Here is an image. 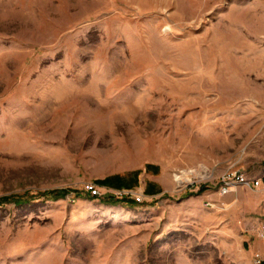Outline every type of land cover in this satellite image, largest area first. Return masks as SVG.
I'll return each mask as SVG.
<instances>
[{
	"label": "rangeland",
	"instance_id": "1",
	"mask_svg": "<svg viewBox=\"0 0 264 264\" xmlns=\"http://www.w3.org/2000/svg\"><path fill=\"white\" fill-rule=\"evenodd\" d=\"M148 164L170 192L110 193ZM229 168L264 174V0H0V264H248Z\"/></svg>",
	"mask_w": 264,
	"mask_h": 264
},
{
	"label": "crops",
	"instance_id": "2",
	"mask_svg": "<svg viewBox=\"0 0 264 264\" xmlns=\"http://www.w3.org/2000/svg\"><path fill=\"white\" fill-rule=\"evenodd\" d=\"M141 172L138 173V176ZM133 176H135V173L119 178L116 180L115 186L133 187V184L130 181ZM141 178L142 181H140V183L137 181L136 184L139 183V192L142 196L148 199L163 196L165 193L170 192L173 186L172 179L168 175H164L161 172L158 173V168L151 164L146 165ZM214 195L215 193H211L210 198L214 199ZM236 197L238 203L243 206H247L246 204H249L251 207L255 205V202L252 200L249 201V203H246L245 200L242 199L243 196L241 193H239ZM260 198L261 201L264 202V192H262ZM249 206L243 207L244 211L240 215L241 220L239 219L240 223L238 228L243 231L240 241L241 252L245 256L248 264H264V240L260 239L257 235L261 218L253 214L251 211H247L249 210Z\"/></svg>",
	"mask_w": 264,
	"mask_h": 264
},
{
	"label": "built area",
	"instance_id": "3",
	"mask_svg": "<svg viewBox=\"0 0 264 264\" xmlns=\"http://www.w3.org/2000/svg\"><path fill=\"white\" fill-rule=\"evenodd\" d=\"M180 174H177L174 179L175 182L178 184V186H180L184 180L183 178L181 179ZM263 186H264V174H261L256 177H249L239 169L229 168L220 175L217 181V193L220 196H224L231 192L236 191L237 188L239 187H247L250 189L258 190ZM87 190L93 197H97L101 195L99 189L94 185H88ZM110 193L113 194L116 198L130 197L138 202L141 201V199L143 198L141 194L134 193L131 190L118 189L111 191ZM207 204H211V203L207 202ZM257 235L260 239L264 240V222L259 225Z\"/></svg>",
	"mask_w": 264,
	"mask_h": 264
},
{
	"label": "trees",
	"instance_id": "4",
	"mask_svg": "<svg viewBox=\"0 0 264 264\" xmlns=\"http://www.w3.org/2000/svg\"><path fill=\"white\" fill-rule=\"evenodd\" d=\"M135 175L138 174V172H134ZM115 178H118L117 176H111V177H107L103 180H100V181H96L95 184L97 185H114V179ZM204 190V187H200V189L198 190V193H201L202 191ZM66 193V190L62 189V190H50V191H46L44 192L42 195L43 196H50V197H53V198H58L59 196H63L64 194ZM7 200V198L3 197V198H0V204ZM20 199H16V203H20ZM130 203H136L135 201H132L130 200L129 201Z\"/></svg>",
	"mask_w": 264,
	"mask_h": 264
}]
</instances>
